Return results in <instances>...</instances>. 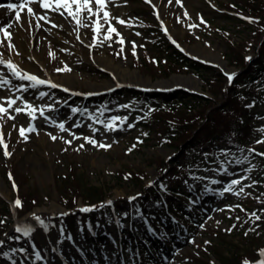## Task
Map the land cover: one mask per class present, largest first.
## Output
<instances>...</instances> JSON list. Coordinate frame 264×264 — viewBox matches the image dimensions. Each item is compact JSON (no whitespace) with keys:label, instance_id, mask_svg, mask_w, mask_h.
<instances>
[{"label":"rangeland","instance_id":"rangeland-1","mask_svg":"<svg viewBox=\"0 0 264 264\" xmlns=\"http://www.w3.org/2000/svg\"><path fill=\"white\" fill-rule=\"evenodd\" d=\"M9 1L15 5L24 3V0H0V5ZM39 2L32 0L28 3L21 11L19 21L14 11L8 9L5 12L0 20V28H6L11 37L5 39L0 32V58L12 61L22 72L44 80L54 78L75 92H92L94 95L89 98L69 95L66 98L57 91L52 92L45 84L33 88V82L19 80L6 64H0V80L8 81L0 85V105L8 107V100H16L7 114H0V133L11 153L4 156L3 147L0 146V215L5 217L4 224L11 222L13 217L15 222L27 221L25 224L41 226L31 239L36 246L43 248L42 259H46L47 264H61L62 261L65 264H119L122 255L117 251V244H97L99 240L83 241L82 234L77 238L78 243H75L74 236L63 237L55 215H61L68 209L64 204L66 196L71 195L75 207L83 204L78 191L69 184H77L81 188L95 185L102 189V198L117 199L135 194L139 188L132 183L133 180L145 184L167 175L176 163H183L179 157L184 145L175 146L166 142L164 137L167 133L173 134L175 129L187 125L194 114L201 112L205 115L213 106L220 107L222 111L229 104L223 85L210 82V78L206 81L203 77H210L208 72L196 70L188 62L175 57L168 48L170 41L174 39L186 51L191 52L190 48L197 46L217 53L225 68L236 71L242 68L236 62L244 61V56L256 58L262 35L256 34L255 25L263 24L264 20L259 23L260 15L252 9L257 0H180L179 4L176 0H161V6L156 3L158 14L146 0H107L105 10L111 14L108 22L103 20V13L93 16L84 12L80 24L64 9H44L39 7ZM28 7L33 10L31 14L27 12ZM93 9L95 11V6ZM61 12L64 14L61 15ZM40 16L45 19H39ZM246 18H251V22ZM97 20L101 24L99 32L93 30ZM119 20L125 23L120 24ZM163 22L167 34L160 29ZM110 26L116 32L111 34L110 39H105ZM101 51L114 65L125 71L120 75L139 83L124 81V86L113 90L109 89L111 86L94 90L106 81L114 80V85L122 79V76L117 79L113 69L95 60V55ZM65 66L71 71H56ZM246 68H242L239 75ZM74 73L72 82H65L64 75ZM178 76L191 77V83L197 86L195 89L208 97L173 100L177 88L194 89ZM167 80L171 83L168 86L154 85ZM259 81L254 85V90L247 89L243 83L237 85L236 93L240 100L248 99V95L257 98L249 109L247 118L252 126L243 143H229L225 138L215 137L212 144H203L200 152L191 155L188 164L190 170L185 179L165 177L167 186H175L186 197H192L189 203L184 202V207L195 209L197 215L193 221L186 218V231L181 234L176 230L175 223L167 221L171 233L165 238L171 241L166 244L171 248L170 253L163 256V260H151L148 252L143 251L142 256L148 259V264H214L218 263V252L231 249H247L251 257L253 252L249 249L248 241L255 240L253 235H257L256 240L264 242V156L259 155L264 153V144L256 142L264 140V132L260 131L264 129V74ZM24 88L27 91H23ZM41 92L46 95L41 97ZM162 92L167 101H173L174 106L170 108L165 102L151 105L158 101L152 97ZM135 94H143L149 103L144 104ZM25 103L36 109L35 118L28 115L29 109L25 108ZM76 103L81 105L73 113ZM18 107L24 110L17 113L15 109ZM231 109L234 110L230 112L233 116L238 108L232 104ZM213 115L212 112L210 116L217 118ZM9 116L14 119H8ZM113 117H120L123 123L117 120L116 130L110 131L105 124ZM60 123H64L66 131L59 129ZM30 126L35 131H26L28 139L25 140L20 136L19 129ZM51 136L57 139L53 141ZM85 137L97 141V146L87 143ZM66 140L71 144L65 143ZM81 144L84 145L82 149L79 147ZM99 144L111 147L104 149ZM210 146L217 148L212 155ZM249 149L255 151L250 152ZM237 160L243 162L238 164ZM165 167L166 172L162 170ZM127 171L133 172L134 176L131 178ZM134 177H138L139 181ZM233 179H240L241 184L234 186L232 192H224ZM213 180L219 182L213 184ZM241 187L244 192L236 195ZM222 192L224 194L221 196ZM74 193L76 196H73ZM18 196L23 199V206L33 203L32 207L24 212L23 207H16L14 202ZM203 198L205 201L202 202ZM98 199L95 197V200ZM178 207L172 212L181 221L184 217ZM31 212L34 214L31 215ZM252 213L261 219L255 220ZM39 214H52L55 217L51 221L44 219L41 222L43 219H39ZM159 217L156 218L157 225L161 219ZM85 224L80 221L79 228L83 229ZM93 224L95 228L89 234L95 232L98 239L106 236V231L114 229V234L116 230L110 220L98 219ZM10 231L7 230L6 237L10 236ZM79 231L82 233L85 228ZM135 231V237L149 235L142 227H136ZM245 232L248 234L245 235ZM115 237L128 239L124 253L130 264H139L135 244L141 241L134 238V242L127 233L119 237L116 234ZM243 241L248 243L241 245ZM77 244H80V248H76ZM100 245L101 248L94 253L93 248ZM36 246L33 251L22 247L14 253L6 252L7 256L0 250V264H36Z\"/></svg>","mask_w":264,"mask_h":264},{"label":"trees","instance_id":"trees-1","mask_svg":"<svg viewBox=\"0 0 264 264\" xmlns=\"http://www.w3.org/2000/svg\"><path fill=\"white\" fill-rule=\"evenodd\" d=\"M252 9L258 13V16L260 15L259 18L261 20L264 19V15H263L264 14V0H257V4H255L252 7ZM263 28H264V23L255 25V31L258 36L261 34ZM258 54L259 55L257 56V58H255V60L250 62L247 71L241 73L240 76L235 78L234 81L227 86L226 96L228 98L227 103L229 104V107L220 111V107L213 106L212 109H209V111L205 115H202L201 112H199L197 115L194 114L195 116H193L192 119H190L187 125L182 126L178 129H175V132L173 134L167 136L166 140L170 144H173L175 146H178L181 144L184 145L183 152L181 153V157L183 159L187 160L189 157V154H191L193 151L198 150L200 145H202L205 142L211 141L215 137H227L230 141H235V142L243 141L245 135L248 132L249 126H250L246 119L247 118L246 116H248V112H249L248 104L250 102L248 99L240 100L238 98L239 96L237 95L238 93L237 85L244 83V86L247 89L253 90V84L258 81V78H259L258 76L264 73V39L258 48ZM236 63H239L240 65L246 64L243 61V59L240 62L238 61ZM193 64L196 67L200 66L201 68L207 69L206 74L209 73L210 75V77H206L207 80L208 78H210V82H213V81L218 82L224 86L223 82L225 81L224 80L225 78L222 76V73L219 68L210 67V66L203 65V64L201 65L199 62H194ZM190 96L198 97L196 95H191L189 93H186L180 90L178 91L176 98H185V97H190ZM160 97L164 98L163 95H161ZM248 97H250V95H248ZM199 98L201 99V97ZM232 104H235L236 107L238 108V111H236L237 113L233 116L230 115V112H234V110L231 109ZM212 112L215 116H217V118L210 116ZM192 114L193 113L191 112V115ZM200 118H202L203 120L199 124L198 121ZM188 149H191L192 152L189 153ZM179 166L178 165L172 166L171 169L168 171V173L169 174L179 173L181 174V176H183L184 174L183 172L185 169L182 170L181 168H179ZM127 172L129 173V176L131 178L134 176L133 172L131 171H127ZM134 178L135 180L139 181L138 177H134ZM132 183L136 184V186L138 187L142 186L141 184L137 183L134 180L132 181ZM69 185L71 186V188L74 187L73 189L78 191V195L81 196V200L83 201V203L88 204V205L95 203V201H97L95 200V197L99 198L98 200L102 199V195L104 194L102 189L99 187H96L95 185H86L83 188H81L77 184H74V186L72 184H69ZM145 192H146V195L144 197H141V200L147 206L153 205L156 203V200H159L160 189L158 185L147 187ZM74 195L75 193L73 194V196ZM66 197L67 198L64 204H66L68 207H72L74 205L75 200L72 201L71 195L66 196ZM33 199H31V201H33ZM158 202L159 201H157V203ZM32 204L33 203L24 206L23 209L25 210V209L31 208ZM113 205L115 206V209L119 211H123L127 208L128 203L125 198H119L113 202ZM92 214L109 215L111 214V210L108 205H103L102 207L96 209V211H93ZM70 216L72 219L76 218V214L74 213L71 214ZM0 221H3V220L0 218ZM7 224L5 225L4 222L0 223V233H1V230L7 226ZM26 237L27 236H24L23 234L19 236V238L23 240L27 239ZM253 238L255 239L254 241L250 240L248 242H249V249H252L253 256H254L256 255V252L259 248L264 247V242L256 240L257 235H253ZM248 242L243 241L241 242V245L248 243ZM10 244H12V242L7 240V242L5 243V246H9ZM15 244L17 243L15 242ZM218 253H219L218 263H214V264H242V261L244 259L249 260L253 257V256L251 257L248 256L249 250L247 249L241 250V251L231 249V250H228L227 252L220 251Z\"/></svg>","mask_w":264,"mask_h":264},{"label":"snow or ice","instance_id":"snow-or-ice-1","mask_svg":"<svg viewBox=\"0 0 264 264\" xmlns=\"http://www.w3.org/2000/svg\"><path fill=\"white\" fill-rule=\"evenodd\" d=\"M32 2V0H24V3H21L19 5H15V4H11L9 3L7 5V8L11 11H14L15 12V16H16V20L19 21L21 19V16H20V13L21 11H23L26 7V5L28 3ZM147 3H151L152 0H146ZM176 3H180V0H176ZM93 6H95V11L93 9ZM0 7H4V5H0ZM39 7L41 8H44V9H53L54 11H60V9H64L65 12H67V14L69 16H71L74 20H76L77 24H80L81 23V16L84 12H87L93 16H99L100 13H103V20L105 22H108L111 18V14L106 11L105 9L108 7V2L107 0H40L39 2ZM27 12L28 13H32L33 10L32 8L28 7L27 8ZM61 15L64 14V12H61L60 13ZM39 19L43 20L45 19V17L43 16H40L38 17ZM246 19H250V22H251V18H246ZM120 24H124L125 21L124 20H119L118 21ZM203 22V21H201ZM95 27H94V31L95 32H99L100 28H101V24L99 23V20L95 21ZM86 26V25H85ZM8 27L10 28L11 25H8ZM53 27H55V25H53ZM165 31H167V29H165ZM0 32L3 33L4 35V38L5 39H10L11 37V34L8 32V30L6 28H0ZM116 32V29L113 28V27H109L108 28V35L105 36V39H110L111 38V34ZM137 35H139V33H137ZM123 40L120 41L121 44H123ZM9 48L12 47L11 44L8 45ZM133 55H135V52H133ZM0 64H6L7 68L10 70V72L12 73L13 76H15L16 78H18L19 80H27V81H31L33 82L31 84V87L35 88L37 85H43V84H48L49 87L51 88H57V87H60V85H57L55 83H52L50 80H44V79H40L38 78L37 76L35 75H30L28 74L27 72H22L18 66L16 64H14L12 61H5L3 60L2 58H0ZM57 72H70L71 69L68 68L67 66L63 67V68H57L56 69ZM228 76V80L229 82L232 81L233 79V75L234 74H226ZM8 81L7 80H0V85H3V84H7ZM118 87H120V85H117ZM23 91H27L26 88L23 89ZM63 91L65 92H68L69 89L67 88H64ZM46 93H43L41 92L40 93V96L43 97L45 96ZM74 95H78V93H74ZM89 95H92V93H89ZM17 99H19V97H17ZM8 107H4L2 105H0V114H7L8 113V110L9 108L12 107V105H14L16 103V100H13V99H10L8 100ZM122 107H130L129 105H123ZM25 108L29 109L28 111V115L29 116H32L33 118H35L34 116V113L36 112V109L33 108V106L31 104H28V103H25ZM24 109L22 108H16L15 111L17 113H20L22 112ZM78 111V109L76 108H73L72 109V112L73 113H76ZM41 115H43V111L41 110ZM8 119H14V117L12 116H9ZM126 119V118H124ZM117 120H121L120 117H113L111 121H109L108 123L105 124V127L107 130H116V121ZM121 123H123V120H121ZM59 129L61 131H66L65 129V125L64 123H60L58 125ZM129 127H132V125H129ZM26 131H29V132H34L35 131V128L34 127H29L28 129H25V128H20L19 129V134L21 137H23L25 140L28 139V137L25 135ZM260 131L264 132V129H261ZM51 139L53 141H55L57 139L56 136H51ZM87 143L89 144H92L93 146H97V141L91 139V138H88V137H85L84 138ZM258 144H264V140H257L256 141ZM65 143H68V144H71V141H65ZM0 146L3 147V155L4 156H10L11 153L8 152L7 148V144L4 143V140H3V134L0 133ZM100 148H104V149H107V148H110L111 145H105V144H99L98 145ZM81 149L84 147L83 144H81L79 146ZM79 150V149H77ZM250 152H253L255 151L254 149H249ZM259 155H262L264 156V153H259ZM246 159V158H245ZM243 161L241 160H237L236 163H242ZM9 179H11V175H9ZM219 181H216V180H213L212 183L213 184H216L218 183ZM241 184V180L240 179H233L228 185L227 187L224 188V192H232L233 191V188L234 186L236 185H240ZM13 187L15 188V184H13ZM248 187H251V185H248ZM244 192V188L241 187L239 192L235 193L236 195H239L240 193H243ZM224 193H220V195L222 196ZM134 199V198H133ZM15 206L16 207H20L21 206V201L19 199H17L15 202ZM109 203H111L109 201ZM237 207H239L237 205ZM91 209L89 208H83L81 209V211H84V212H87V211H90ZM252 216L255 218V220L259 221L261 219L260 216L256 215L255 213H252ZM3 221H0V223H2ZM235 227V225L233 226ZM254 230V229H252ZM16 232H22L24 236H29L30 235V231L31 229H28V228H21V227H17L15 229ZM230 231V229L228 230ZM248 233L245 232V235H247ZM3 241H0V244H2ZM23 251V249L21 250ZM5 256H7L8 254L7 253H4ZM259 256L262 257V259H259L258 261H256V264H264V249H261L259 251ZM36 257L37 259L40 258V255L39 253H36ZM242 264H252L251 261H249L248 259H244L242 261Z\"/></svg>","mask_w":264,"mask_h":264},{"label":"bare ground","instance_id":"bare-ground-1","mask_svg":"<svg viewBox=\"0 0 264 264\" xmlns=\"http://www.w3.org/2000/svg\"><path fill=\"white\" fill-rule=\"evenodd\" d=\"M153 2H155L157 4H160V6H161V0H153ZM4 6H7V5H4ZM6 11H8L7 8H5V7L0 8V20L3 18V16H4V14H5ZM190 49L192 50L191 52H193L194 54H197V55H199V56H201V57H203L205 59H208V60H211V61L217 62V63H222L223 62L222 59L220 58V56L217 53H212L211 51L204 50V48H199L197 46L191 47ZM95 60L97 62H99L101 65H103L104 67H106L108 69H113L115 71V73H116L117 79H120L119 76H122V75H120V72H125L123 69L119 68V66L114 65L112 63V61H110L106 57V55H105V53L103 51H101L100 53H97L95 55ZM74 77H75V73L74 74H69V75H64V78L63 79L65 80V82L71 83L72 82L71 79H73ZM178 77H176V78H178V79H184L185 80V83H187V85L189 84L190 87H193V88H196L197 87L195 84H192L191 83L192 82L191 77H189V76L181 77V78H180V76H178ZM121 78H122V79H120L121 82H124V81H128V82H131L132 81V82H135L136 81V80L133 81L131 79H126L123 76ZM136 82L139 83L138 80ZM113 83H115L114 80L106 81V82H104V84L101 87H97L94 90H100V89L108 88V87L112 86ZM140 84H144V83L141 82ZM170 84L171 83L167 80V81L157 82L154 85H156V86H161V85L162 86H168ZM28 216H26V217H28Z\"/></svg>","mask_w":264,"mask_h":264}]
</instances>
